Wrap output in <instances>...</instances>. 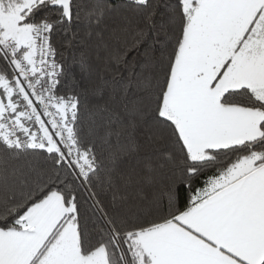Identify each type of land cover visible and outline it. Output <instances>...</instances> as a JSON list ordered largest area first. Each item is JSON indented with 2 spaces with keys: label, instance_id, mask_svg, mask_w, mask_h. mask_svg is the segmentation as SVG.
<instances>
[{
  "label": "snow or ice",
  "instance_id": "1",
  "mask_svg": "<svg viewBox=\"0 0 264 264\" xmlns=\"http://www.w3.org/2000/svg\"><path fill=\"white\" fill-rule=\"evenodd\" d=\"M0 264H264V0H0Z\"/></svg>",
  "mask_w": 264,
  "mask_h": 264
},
{
  "label": "trees",
  "instance_id": "2",
  "mask_svg": "<svg viewBox=\"0 0 264 264\" xmlns=\"http://www.w3.org/2000/svg\"><path fill=\"white\" fill-rule=\"evenodd\" d=\"M116 3L117 4H125L126 3V0H116ZM30 158L28 157H24V156H21L20 158H9L8 160V167H9V172H11L13 169H16V168H26L28 162H29ZM41 163H43V161H41ZM85 207H87V205H85ZM91 224H89V229L91 230Z\"/></svg>",
  "mask_w": 264,
  "mask_h": 264
}]
</instances>
